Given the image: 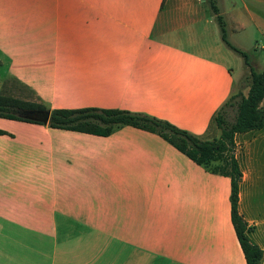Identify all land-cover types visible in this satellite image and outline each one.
I'll return each instance as SVG.
<instances>
[{
    "label": "crops",
    "instance_id": "1",
    "mask_svg": "<svg viewBox=\"0 0 264 264\" xmlns=\"http://www.w3.org/2000/svg\"><path fill=\"white\" fill-rule=\"evenodd\" d=\"M205 5L0 0V64L50 111L123 109L211 140L243 73ZM15 121L0 127V264H39L37 236L51 239L46 264H245L229 177L135 127L99 136ZM234 143L237 208L264 264V125Z\"/></svg>",
    "mask_w": 264,
    "mask_h": 264
},
{
    "label": "trees",
    "instance_id": "2",
    "mask_svg": "<svg viewBox=\"0 0 264 264\" xmlns=\"http://www.w3.org/2000/svg\"><path fill=\"white\" fill-rule=\"evenodd\" d=\"M210 7L219 27L222 41L243 58L249 73L246 76L247 93L238 90L231 94L216 111L212 120L220 129L217 138L201 139L199 136L177 127L171 122L147 114L130 112L123 109H53L47 125L51 128L72 130L84 133L107 136L120 126H131L157 133L161 138L173 145L198 165H202L212 173L230 178V219L238 243L244 255L245 264H259L263 257V249L252 243L248 237L250 228L238 212L239 182L241 170L234 155V136L250 130L261 129L264 125V108L260 105L264 99V70L253 69L246 51L233 45L227 37L226 23L218 0H205ZM235 106L233 121L225 118L226 107ZM31 109H47L43 104L33 100H25L0 95V117L26 121L23 113ZM0 133H5L0 130Z\"/></svg>",
    "mask_w": 264,
    "mask_h": 264
},
{
    "label": "rangeland",
    "instance_id": "3",
    "mask_svg": "<svg viewBox=\"0 0 264 264\" xmlns=\"http://www.w3.org/2000/svg\"><path fill=\"white\" fill-rule=\"evenodd\" d=\"M220 5L226 23L228 40L236 47L247 52L248 60L255 71H263L264 0H221ZM205 6L207 10H210L208 5ZM251 13H253L255 17H252ZM235 22L240 26L239 28L236 27L237 24H235ZM232 54L233 55H230V61L234 69V77L237 78L243 73L239 80L233 82L232 94L238 90H242V92L246 94V76L248 75L249 70L244 65L242 56L236 52H233ZM6 69L7 67L1 63L0 95L36 101L33 92L17 82ZM261 106L264 108V101ZM235 113V106L226 107V120L233 121ZM16 122L17 121L15 120L0 117V127L2 128H15ZM19 127L20 132L25 131L21 126ZM216 127L217 126L213 121L212 128L216 130ZM213 137L215 136L213 135ZM37 243H41L43 249L42 252H39L40 257L37 260L39 264H46L47 245L51 243V239L48 236L40 237L39 239V236H37Z\"/></svg>",
    "mask_w": 264,
    "mask_h": 264
},
{
    "label": "water",
    "instance_id": "4",
    "mask_svg": "<svg viewBox=\"0 0 264 264\" xmlns=\"http://www.w3.org/2000/svg\"><path fill=\"white\" fill-rule=\"evenodd\" d=\"M23 116L40 124H47L50 117L49 109H31L23 113Z\"/></svg>",
    "mask_w": 264,
    "mask_h": 264
}]
</instances>
